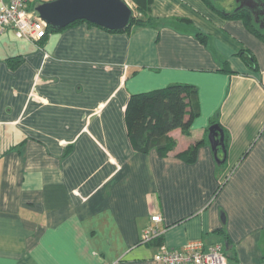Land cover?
<instances>
[{"label": "crops", "instance_id": "crops-1", "mask_svg": "<svg viewBox=\"0 0 264 264\" xmlns=\"http://www.w3.org/2000/svg\"><path fill=\"white\" fill-rule=\"evenodd\" d=\"M143 6L151 23L129 31L0 33V264H159L162 245L193 240L221 243L227 264H264V38L204 0ZM179 82L198 94L189 133L171 130L166 154L136 151L129 96ZM213 123L227 132L221 165ZM199 140L194 161L179 156ZM155 213L160 236L139 243Z\"/></svg>", "mask_w": 264, "mask_h": 264}, {"label": "trees", "instance_id": "trees-1", "mask_svg": "<svg viewBox=\"0 0 264 264\" xmlns=\"http://www.w3.org/2000/svg\"><path fill=\"white\" fill-rule=\"evenodd\" d=\"M132 1L138 11L132 14L127 26L120 30L102 28L111 32H118L129 31L132 25L142 26L150 24L151 17L147 14V7L143 6L148 4V0L143 3L138 0ZM204 1L216 12L223 13L221 8L212 4V0ZM227 15L229 17L242 18L254 33L264 38V32L257 28L248 10L243 12L232 11ZM79 21L84 20H76L67 26ZM54 30L56 29H52L49 25L46 28L47 33ZM240 56L247 65L252 69H256V60L252 54L242 50ZM197 97L198 94L194 85L180 82L149 91L132 93L125 106L124 119L133 148L139 152H146L155 148L160 154H166L170 151L176 142L168 133L175 128H180L185 134L189 133L192 121L199 113ZM218 126L223 130V144L222 146H216V154L211 149L217 164L221 165L225 160L227 132L220 127V124ZM202 143V140L196 141L183 150L179 156H183L186 161H194L197 149Z\"/></svg>", "mask_w": 264, "mask_h": 264}, {"label": "built area", "instance_id": "built-area-1", "mask_svg": "<svg viewBox=\"0 0 264 264\" xmlns=\"http://www.w3.org/2000/svg\"><path fill=\"white\" fill-rule=\"evenodd\" d=\"M9 26L30 42H37L48 34V25L28 7V0H0V33ZM160 221L159 213L151 214L150 224L142 229L139 243H149L160 236ZM153 260L159 264H227L221 243L205 248L201 241L195 240L187 242L181 249L162 245L154 253Z\"/></svg>", "mask_w": 264, "mask_h": 264}, {"label": "water", "instance_id": "water-1", "mask_svg": "<svg viewBox=\"0 0 264 264\" xmlns=\"http://www.w3.org/2000/svg\"><path fill=\"white\" fill-rule=\"evenodd\" d=\"M239 7L248 10L253 18H258L260 0H235ZM32 11L52 29H61L76 20H85L98 26L120 30L128 25L132 9L127 0H50L36 2ZM223 131L213 123L208 128V140L215 151L223 144Z\"/></svg>", "mask_w": 264, "mask_h": 264}, {"label": "flooded vegetation", "instance_id": "flooded-vegetation-1", "mask_svg": "<svg viewBox=\"0 0 264 264\" xmlns=\"http://www.w3.org/2000/svg\"><path fill=\"white\" fill-rule=\"evenodd\" d=\"M260 2H261V6L258 7V11H259L258 18H257V20H255L253 18V16H252V18H253V22L256 24L257 28L259 30H261L262 32H264V0H260ZM239 4H240L239 1L233 0V2L230 4L231 11H233V12L247 11L244 8H240Z\"/></svg>", "mask_w": 264, "mask_h": 264}, {"label": "rangeland", "instance_id": "rangeland-1", "mask_svg": "<svg viewBox=\"0 0 264 264\" xmlns=\"http://www.w3.org/2000/svg\"><path fill=\"white\" fill-rule=\"evenodd\" d=\"M211 2L212 4H215L216 7L221 8L222 10L224 6H226L227 8H229L230 12H232L230 4L233 2V0H212Z\"/></svg>", "mask_w": 264, "mask_h": 264}]
</instances>
